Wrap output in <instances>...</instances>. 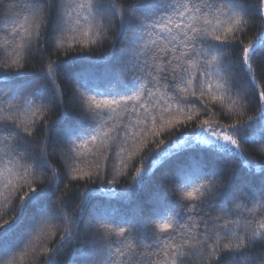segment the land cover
<instances>
[{
	"label": "snow or ice",
	"instance_id": "1",
	"mask_svg": "<svg viewBox=\"0 0 264 264\" xmlns=\"http://www.w3.org/2000/svg\"><path fill=\"white\" fill-rule=\"evenodd\" d=\"M59 3L60 22L55 30L61 36L82 32L100 40L117 20V35L127 40L118 58L104 59L101 75L85 68L74 77L82 100V118L75 122L61 120L62 127L53 122L47 130L51 138L59 129L61 143L73 157L86 144L111 141L117 148L143 131L129 120H117L118 110L134 114L139 123L155 128L157 121L179 122L177 115L198 103L207 112L203 101L209 98L222 105L227 100L225 112L232 111L229 105L241 102L243 106L242 102L252 98L264 106V88L256 82V73L264 74V29L259 51L255 44L246 45L240 38L254 15L264 19V0ZM9 5L20 14L18 17L5 15ZM52 8L56 3L49 4V0H0V35L12 44L5 53L12 52L16 57L13 63H19L22 57L17 48L38 45L46 9ZM58 46L62 47L63 41ZM72 59L83 62L90 58ZM60 67L50 65L43 78L55 86ZM237 67L247 78V86L234 72ZM23 79L19 71L13 76L0 73V164L10 176L15 168L20 179L28 183L37 173L53 170L46 152L33 155L26 151L33 140L32 131L24 126L25 117L35 126L36 113L46 112L55 101L49 99L47 104L38 105L37 101L44 99L42 86L35 80L15 83ZM161 91L176 105L174 112L164 99L151 100ZM145 97L151 103H145ZM208 125L204 120L200 126L203 136L186 144V150L206 158L240 157L238 163L248 170L251 180L259 183L236 185L231 174L225 178L212 171L207 160L196 159L178 175L174 188L177 199L163 195L151 207H139L132 217L121 215L117 219L114 211L100 212L93 242L77 247L71 264H249L252 247L264 244V169L257 175L254 162L244 160L241 144L257 142L255 130L264 126V110L258 121H241L236 115L235 122L218 125V130ZM259 137L264 149V132H259ZM136 178L140 182L145 173L138 171ZM3 185L5 189L12 187L7 178ZM28 187L29 191L19 196L17 216L0 224V264H16L15 254L31 244L34 234L38 236L48 220L61 221L65 226L66 237L61 236L58 247L49 249L46 260V264H59L57 257L77 236L73 221L61 210L67 201H59L56 206L48 203L53 194L51 184L39 191L30 183ZM18 191H9L5 200ZM225 240L227 245L222 244Z\"/></svg>",
	"mask_w": 264,
	"mask_h": 264
},
{
	"label": "trees",
	"instance_id": "2",
	"mask_svg": "<svg viewBox=\"0 0 264 264\" xmlns=\"http://www.w3.org/2000/svg\"><path fill=\"white\" fill-rule=\"evenodd\" d=\"M121 2H130V0H121ZM52 3H56V8L46 9L47 15L43 18L38 45L15 50L22 53L19 63H13L16 57L11 51L5 53V48L11 50L12 44L6 42L0 35V73L5 76H13L17 71L23 73L24 79L16 81L17 84L37 81L38 85L42 86L41 94L44 97L43 100L37 101L38 105L47 104L49 99L55 101L48 106L46 112L36 113L35 118L38 122L35 126L27 117L24 126L32 131L33 140V144L26 151L33 155L46 152L48 164L56 174L53 176V171L47 173L41 171L28 183L38 191L51 184L53 194L48 203L56 206L59 201H67V206L61 205V210L71 218L73 230L77 231L74 242L66 245L62 255L57 257L59 264H71L75 249L81 244L93 242L92 233L96 230V217L100 212L114 211L117 219L121 215L132 217L139 207H151L163 195H167L169 199H177L178 195L174 194V188L178 175L196 159L207 160L212 171L222 174L225 178L231 174L236 185L259 183L258 180H251L248 170L242 163H238L240 157L206 158L199 153L186 150V147H175V143L200 132L204 120L209 121L206 127L211 128L225 125L229 120L235 122L236 115L241 121L246 122L249 119L258 121L264 106L254 102V98L242 102L243 106L241 102L229 105L231 112L224 110L223 105H228L227 100L222 105L218 100L209 98L203 101L207 106V112L203 111L198 103L196 106L184 109L183 114H178L176 119L179 122L169 124L166 121H157L155 128L150 124L139 123L134 114L118 110L115 114L117 120H129L143 131L128 144L117 148L112 147L111 141L102 144L97 140L92 144H86L79 149L75 157L61 143L62 136L59 129L49 138L47 130L53 126V122L62 127L61 120L75 122L82 118V100L74 77L85 68L98 76L101 75L105 67L104 59L118 58L127 43L126 38L117 35L119 31L117 20L112 21L107 33L100 40L91 33L84 36L82 32L61 36L55 30L60 22L57 15L60 3L59 0H49V4ZM5 15L18 17L20 14L9 5V11ZM262 29H264V19L254 15L240 34V38L246 45L255 44L259 51ZM61 41H63L62 47L58 46ZM84 56L90 59L83 62H74L72 59ZM50 65L61 66L54 77L55 86L43 78ZM234 72L240 75L241 84L247 86V78L241 74L239 67L235 68ZM256 82L264 88V74L257 72ZM160 99L168 102L172 111H175L176 105L167 101L162 91L156 92L151 98L152 101ZM145 103H151L148 97H145ZM189 115L192 119L187 118ZM259 132H264V126H258L255 130L256 143L241 144L244 160L254 162L257 175L264 169V149L261 148ZM138 171L145 173V179L140 182H137L136 178ZM4 178L11 182V189L4 188ZM28 183L20 179L15 168L10 176L3 171V165L0 164V224L12 221L20 212L19 196L29 191ZM17 188L19 191L9 196L6 201L5 196H8L9 191ZM44 224L39 235L34 234L31 244L23 252L15 254L16 264H46L49 249L58 247L61 236L66 237L65 226L61 221L48 220ZM222 244L227 245L228 241H222ZM250 253L249 264H264V244L254 245Z\"/></svg>",
	"mask_w": 264,
	"mask_h": 264
},
{
	"label": "rangeland",
	"instance_id": "3",
	"mask_svg": "<svg viewBox=\"0 0 264 264\" xmlns=\"http://www.w3.org/2000/svg\"><path fill=\"white\" fill-rule=\"evenodd\" d=\"M211 128V127H210ZM218 130V128H217ZM203 136V133L200 131L197 134L191 136V137H185L180 142L175 143V147H186V144L194 143L195 139L201 138Z\"/></svg>",
	"mask_w": 264,
	"mask_h": 264
}]
</instances>
